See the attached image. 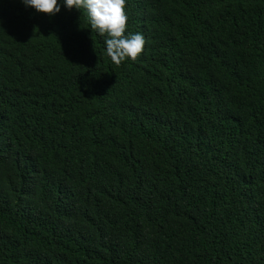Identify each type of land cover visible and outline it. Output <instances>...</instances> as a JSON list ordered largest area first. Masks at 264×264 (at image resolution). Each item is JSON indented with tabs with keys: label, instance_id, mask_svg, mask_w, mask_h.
<instances>
[{
	"label": "trees",
	"instance_id": "16d2710c",
	"mask_svg": "<svg viewBox=\"0 0 264 264\" xmlns=\"http://www.w3.org/2000/svg\"><path fill=\"white\" fill-rule=\"evenodd\" d=\"M0 0V264H264V0Z\"/></svg>",
	"mask_w": 264,
	"mask_h": 264
},
{
	"label": "clouds",
	"instance_id": "9594fccd",
	"mask_svg": "<svg viewBox=\"0 0 264 264\" xmlns=\"http://www.w3.org/2000/svg\"><path fill=\"white\" fill-rule=\"evenodd\" d=\"M20 3L48 15L58 13L61 6L66 10L83 9L90 29L104 37V54L116 65L126 57L135 59L142 50L144 37L141 33L124 34L125 0H20Z\"/></svg>",
	"mask_w": 264,
	"mask_h": 264
}]
</instances>
